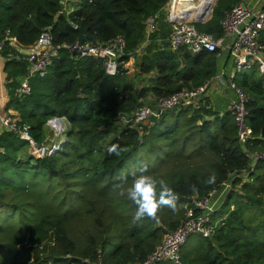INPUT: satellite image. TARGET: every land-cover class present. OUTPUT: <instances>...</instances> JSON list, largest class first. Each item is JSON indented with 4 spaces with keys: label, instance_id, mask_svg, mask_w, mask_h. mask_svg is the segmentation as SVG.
<instances>
[{
    "label": "trees",
    "instance_id": "16d2710c",
    "mask_svg": "<svg viewBox=\"0 0 264 264\" xmlns=\"http://www.w3.org/2000/svg\"><path fill=\"white\" fill-rule=\"evenodd\" d=\"M166 1L78 0L66 11L65 0H0V41L9 29L24 47L43 30H49L54 44L74 43L78 28H86L99 43L121 35L127 52H135L145 41L146 19L156 16L158 25L136 61L138 75L154 73L153 84L134 98L125 94L124 75H107L99 60H72L65 51L44 77L30 79L29 94L17 96L26 63L5 61V108L18 112L36 144L51 116H64L71 125L65 149L73 129L80 127L76 133L86 148L80 156H91L110 140L99 160L69 170L56 165V152L22 154L28 140L0 133V264H96L98 254L101 264L141 261L166 230L183 222L186 205L228 179L231 190L213 212L214 217L224 215L223 225L212 238L195 235V245L180 248L181 259L184 264H264V161L249 167L229 111L214 110L206 96L198 108L167 110L140 129L117 122L119 114L129 115L143 103L147 91L167 95L192 89L217 74V52L167 49ZM242 1L214 0L206 17L195 23L197 29L221 36L225 13ZM260 40L264 45V29ZM10 52L6 46L3 54ZM233 80L248 96L246 120L253 137L246 149L264 152V73L252 65ZM109 146H118L120 155H109ZM142 162L178 195L175 209H162L155 220H135V206L119 195L127 186L120 177L126 175L130 184Z\"/></svg>",
    "mask_w": 264,
    "mask_h": 264
},
{
    "label": "built area",
    "instance_id": "2783aa9c",
    "mask_svg": "<svg viewBox=\"0 0 264 264\" xmlns=\"http://www.w3.org/2000/svg\"><path fill=\"white\" fill-rule=\"evenodd\" d=\"M210 1L206 0L204 6L201 5L200 0L166 1L163 6V20L169 23L165 38L166 46L172 52L187 50L192 54L206 51L217 52V56H220V53L227 51L233 65L232 75L227 77L221 72L200 86L178 90L167 95L151 93L131 114H119L117 122L140 129L141 125L150 121V115L154 114L157 119L167 110L180 107L198 108L204 103V98L210 88L226 86L233 91V96L229 98L228 111L233 116L239 143L251 168L256 161H264V152H251L246 149L247 142L253 137L246 120L248 96L236 86L233 77L235 73L250 69L252 65H255L259 72L264 73V45L260 40L261 31L264 29V11L263 8H254L246 0H243L225 13L222 21V35L214 37L210 33L198 30L196 22L193 20L204 11ZM157 30L156 16L148 17L144 43L135 52H127L126 40L121 35H116L106 43L84 41L82 44H78L75 41L74 43L54 44L49 30H43L34 44L24 47L18 43L14 36L10 35L9 29H5L0 41V61L5 63L6 60L15 59L26 63L27 72L20 78L19 85L15 88V94L17 96L27 95L31 92L30 79L37 76L44 77L53 60L58 58L61 51H65L72 60L88 57L99 60L107 75H127L134 71L137 57L142 53L143 46L149 42L151 35ZM6 46L13 52L4 55L3 51ZM64 119V116H51L44 125L53 134H57L63 130L62 121ZM3 131L12 132L20 138L28 140L30 147L34 150L31 151L32 154L37 157L47 156L54 152L55 143L51 146L42 143L36 144L30 136V126L22 122L19 115L7 110L0 102V133ZM223 184L229 186L226 181L221 186ZM215 191H210L208 196L203 199H193L192 205H186L183 222L174 230H166L154 250L143 260L132 264H157L162 261L184 264L180 248L187 239L191 235L212 238L217 229L223 225L224 215L218 218L214 217V211L207 205ZM95 262L101 264L99 254Z\"/></svg>",
    "mask_w": 264,
    "mask_h": 264
},
{
    "label": "rangeland",
    "instance_id": "374dc122",
    "mask_svg": "<svg viewBox=\"0 0 264 264\" xmlns=\"http://www.w3.org/2000/svg\"><path fill=\"white\" fill-rule=\"evenodd\" d=\"M65 10L68 11L70 8L75 5L74 2H78V0H65ZM232 63V61H231ZM233 66V65H232ZM260 74L256 73L255 77H258ZM129 85L128 89L126 90V95H129V97L134 98L135 94L141 90V89H148L153 84V76L154 73L146 74V75H138L137 67H134V71L124 75ZM210 90V89H209ZM147 94L150 96L151 91H147ZM140 101V100H139ZM178 109V108H177ZM63 130L61 132H58L57 134H53V132L49 131L45 125H43V134H42V140L41 143L47 146H51L53 143H55V148L53 149L54 152L57 154L55 155L56 159V165L62 169H74L82 164H90L91 162H96L99 160V158L102 156V153L105 151L106 145L108 143V140H110V136L106 138L105 141L100 143V148L96 149V151L91 155L87 157L80 156L81 153L85 152L86 148L83 145H80L81 142L79 140V135H77L76 132L79 130V126H76L73 130V134L69 138L71 142L68 144L67 149H65V145L68 142V136L67 131L71 128V125L65 118L63 121ZM46 128V129H45ZM73 144V145H72ZM33 149L29 145H26L25 148L22 149L21 153H27L32 151ZM34 151V150H33ZM32 151V152H33ZM53 152V153H54ZM227 183H230V179L226 180ZM235 189L239 190V187H236ZM229 191L231 190V186L229 184ZM227 194V192H226ZM233 201V200H231ZM219 215L216 217L218 218ZM197 236L191 235L187 241L183 244L184 247H192L197 243ZM183 248V247H182Z\"/></svg>",
    "mask_w": 264,
    "mask_h": 264
},
{
    "label": "clouds",
    "instance_id": "9594fccd",
    "mask_svg": "<svg viewBox=\"0 0 264 264\" xmlns=\"http://www.w3.org/2000/svg\"><path fill=\"white\" fill-rule=\"evenodd\" d=\"M109 155L119 156L118 146H109ZM214 177H209L208 182H213ZM119 183L127 185L119 192L135 206L134 219L139 221L147 217L155 220L164 208L175 209L178 195L163 177H156L149 170V164L142 162L133 174L131 183L128 177L122 175ZM175 259V258H174Z\"/></svg>",
    "mask_w": 264,
    "mask_h": 264
},
{
    "label": "crops",
    "instance_id": "0c3cea01",
    "mask_svg": "<svg viewBox=\"0 0 264 264\" xmlns=\"http://www.w3.org/2000/svg\"><path fill=\"white\" fill-rule=\"evenodd\" d=\"M246 2L254 8H262L264 6V0H246ZM75 5V2L74 4ZM73 6L70 8V10ZM26 49V48H23ZM218 56L217 64V74L223 72L225 76L230 77L233 73V67L231 60L228 56V52L224 51ZM6 73L4 72V62L0 61V102L5 107L7 103V90L5 87ZM233 96V91L226 86L223 87H212L208 91L207 97L209 104L213 107L214 110L223 113L228 111L229 98ZM11 112H14L16 115H19L18 112L9 108ZM46 129V128H45ZM230 184V183H228ZM229 186H224V184L217 189L213 195L208 200V208L212 209L214 212L218 211L224 199L226 197V192Z\"/></svg>",
    "mask_w": 264,
    "mask_h": 264
},
{
    "label": "water",
    "instance_id": "95a60500",
    "mask_svg": "<svg viewBox=\"0 0 264 264\" xmlns=\"http://www.w3.org/2000/svg\"><path fill=\"white\" fill-rule=\"evenodd\" d=\"M63 2H64V0H61V3H63ZM213 3H214V0H211L208 3L207 7L204 9V11L201 14H199L198 16H196L195 18H193V20L195 22H201L206 17L210 8L213 6ZM85 40H89L91 43L96 42L94 36H92L86 28H78V37H77L78 44H82ZM149 119H150V121H155L156 117L154 114H152V115H150Z\"/></svg>",
    "mask_w": 264,
    "mask_h": 264
},
{
    "label": "bare ground",
    "instance_id": "6f19581e",
    "mask_svg": "<svg viewBox=\"0 0 264 264\" xmlns=\"http://www.w3.org/2000/svg\"><path fill=\"white\" fill-rule=\"evenodd\" d=\"M201 3V5H205V3H206V0H203L202 2H200Z\"/></svg>",
    "mask_w": 264,
    "mask_h": 264
}]
</instances>
